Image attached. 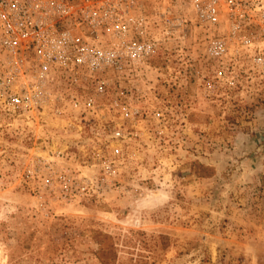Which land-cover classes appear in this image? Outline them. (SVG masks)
<instances>
[{
	"label": "rangeland",
	"instance_id": "obj_1",
	"mask_svg": "<svg viewBox=\"0 0 264 264\" xmlns=\"http://www.w3.org/2000/svg\"><path fill=\"white\" fill-rule=\"evenodd\" d=\"M189 25L95 111L0 106V264H264V91L211 86Z\"/></svg>",
	"mask_w": 264,
	"mask_h": 264
},
{
	"label": "built area",
	"instance_id": "obj_2",
	"mask_svg": "<svg viewBox=\"0 0 264 264\" xmlns=\"http://www.w3.org/2000/svg\"><path fill=\"white\" fill-rule=\"evenodd\" d=\"M188 23L204 34L211 86L264 91V0H0V106L72 101L95 111L121 79L146 81L152 58Z\"/></svg>",
	"mask_w": 264,
	"mask_h": 264
},
{
	"label": "trees",
	"instance_id": "obj_3",
	"mask_svg": "<svg viewBox=\"0 0 264 264\" xmlns=\"http://www.w3.org/2000/svg\"><path fill=\"white\" fill-rule=\"evenodd\" d=\"M191 167L192 169L193 167L195 168L196 171H194V174L198 178H206V177L208 178L215 174L214 167L204 166L199 163H192L190 165V170H191Z\"/></svg>",
	"mask_w": 264,
	"mask_h": 264
}]
</instances>
